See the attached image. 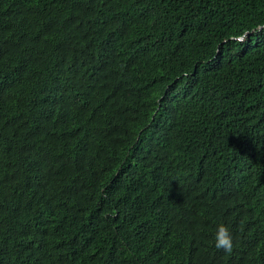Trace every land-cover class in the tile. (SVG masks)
Returning a JSON list of instances; mask_svg holds the SVG:
<instances>
[{"label": "trees", "instance_id": "trees-1", "mask_svg": "<svg viewBox=\"0 0 264 264\" xmlns=\"http://www.w3.org/2000/svg\"><path fill=\"white\" fill-rule=\"evenodd\" d=\"M0 264H264V0H0Z\"/></svg>", "mask_w": 264, "mask_h": 264}, {"label": "clouds", "instance_id": "clouds-1", "mask_svg": "<svg viewBox=\"0 0 264 264\" xmlns=\"http://www.w3.org/2000/svg\"><path fill=\"white\" fill-rule=\"evenodd\" d=\"M215 247L223 250L225 253H231L233 250V237L228 227L221 224L217 226L215 232Z\"/></svg>", "mask_w": 264, "mask_h": 264}]
</instances>
